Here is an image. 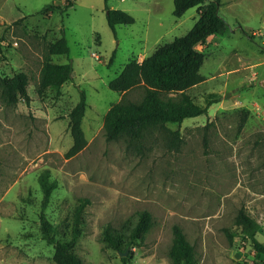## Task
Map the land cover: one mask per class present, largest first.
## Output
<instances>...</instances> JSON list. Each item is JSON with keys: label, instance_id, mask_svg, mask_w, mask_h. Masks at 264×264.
<instances>
[{"label": "rangeland", "instance_id": "374dc122", "mask_svg": "<svg viewBox=\"0 0 264 264\" xmlns=\"http://www.w3.org/2000/svg\"><path fill=\"white\" fill-rule=\"evenodd\" d=\"M66 3L0 0V80L26 72L31 98L8 106L0 94V264H55L39 218L38 177L45 170L57 184L44 212L58 239L70 238L75 210L85 205L75 248L84 264H172L176 224L194 247L195 264L264 260L235 224L244 209L259 222L257 237L264 242V0H221L228 31L198 46L205 54L200 69L205 79L187 91L201 105L209 94L220 101L205 114L168 125L181 131L178 149L169 148L158 130L133 145L124 138L107 140L105 116L122 97L108 84L131 59L142 61L187 34L199 18L198 7L181 18L173 15V0H75L67 13L44 11L48 4ZM106 7L129 11L135 23L113 31ZM62 30L70 56L52 58L72 62L74 81L60 92L39 94L46 46ZM80 91L86 95L82 127L88 143L67 158L73 144L68 115ZM143 93L138 87L127 97L138 100ZM143 210L151 212L154 225L124 261L103 232L109 227L126 242Z\"/></svg>", "mask_w": 264, "mask_h": 264}, {"label": "trees", "instance_id": "16d2710c", "mask_svg": "<svg viewBox=\"0 0 264 264\" xmlns=\"http://www.w3.org/2000/svg\"><path fill=\"white\" fill-rule=\"evenodd\" d=\"M173 2V15L176 18H181L193 7H198L199 18L187 34L158 46L142 61L131 59L121 73L109 82L108 86L111 90L122 94L121 99L110 107L105 116L104 131L109 141L124 138L129 145H133L141 141L149 132L158 130L164 134L169 148L178 149L183 143L181 131L173 130L168 125H181L186 118L205 114L211 105L220 101L219 95L209 94L205 104L201 105L196 103L187 91L205 79L200 73L205 54L198 49V46L204 44L211 36L223 35L228 31L227 21L219 13L221 0H173ZM74 4L75 0H67L64 6L48 4L44 11L48 14L57 10L64 14ZM106 19L113 31L118 25L135 23V18L127 11L108 7H106ZM70 52L68 39L65 31L62 30V36L46 46L37 86L39 94L49 89L60 92L64 84L74 81L72 62L58 63L52 58L60 55L70 56ZM114 58L115 53L110 58L109 65H112ZM29 80L30 77L26 72H18L9 78L1 79L0 94L4 103L15 106L21 99L30 102ZM138 87L143 88L142 98L129 99L128 92ZM86 107V95L84 91H80V99L68 115L73 144L66 153L67 158L81 152L88 143L82 127ZM248 112L240 123V129L245 125ZM38 181L43 191L42 209L39 215L42 238L54 248L53 261L55 264H84L75 252V248L82 233L81 224L85 205L82 203L75 210L70 238L58 239L55 226L47 219L44 212L57 184L50 180L48 170L39 175ZM138 215V221L126 242L109 227L103 232V240L119 253L129 249L128 253L132 255V247L141 245L154 225L151 212L143 210ZM235 224L240 230L241 237L249 242L260 256H264V242L257 237L260 231L259 222L241 209ZM172 232V245L169 250L172 264H195L194 247L187 240L182 227L176 224ZM127 258L123 256L122 259L125 261ZM254 264H264V260L260 258Z\"/></svg>", "mask_w": 264, "mask_h": 264}, {"label": "built area", "instance_id": "2783aa9c", "mask_svg": "<svg viewBox=\"0 0 264 264\" xmlns=\"http://www.w3.org/2000/svg\"><path fill=\"white\" fill-rule=\"evenodd\" d=\"M122 1H125V0H122ZM12 45H13V47H18L19 44H18L17 41H15V42L12 43ZM93 56L96 59H100V57L97 54H95V53H93ZM255 81H256V77L250 79V83H254ZM253 107H256L257 109H259V106L256 103L253 104Z\"/></svg>", "mask_w": 264, "mask_h": 264}, {"label": "water", "instance_id": "95a60500", "mask_svg": "<svg viewBox=\"0 0 264 264\" xmlns=\"http://www.w3.org/2000/svg\"><path fill=\"white\" fill-rule=\"evenodd\" d=\"M128 252H129V249H127L124 253H120V254L126 256Z\"/></svg>", "mask_w": 264, "mask_h": 264}, {"label": "crops", "instance_id": "0c3cea01", "mask_svg": "<svg viewBox=\"0 0 264 264\" xmlns=\"http://www.w3.org/2000/svg\"><path fill=\"white\" fill-rule=\"evenodd\" d=\"M129 12V11H128ZM212 37V36H211Z\"/></svg>", "mask_w": 264, "mask_h": 264}]
</instances>
